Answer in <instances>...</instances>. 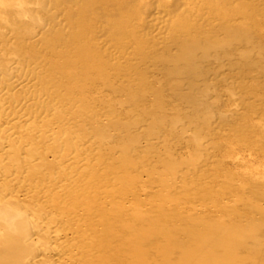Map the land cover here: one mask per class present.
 Here are the masks:
<instances>
[{
	"label": "bare ground",
	"instance_id": "6f19581e",
	"mask_svg": "<svg viewBox=\"0 0 264 264\" xmlns=\"http://www.w3.org/2000/svg\"><path fill=\"white\" fill-rule=\"evenodd\" d=\"M0 264H264V0H0Z\"/></svg>",
	"mask_w": 264,
	"mask_h": 264
},
{
	"label": "rangeland",
	"instance_id": "374dc122",
	"mask_svg": "<svg viewBox=\"0 0 264 264\" xmlns=\"http://www.w3.org/2000/svg\"><path fill=\"white\" fill-rule=\"evenodd\" d=\"M25 82H22V84H24ZM22 84H20V85H22ZM27 104H31V106H33L32 105V101H29ZM6 113L8 114L7 115V117L6 116H4L7 120H11V121H15V120H18V121H23V120H26V119H32V118H34L35 116H36V113H34L33 111H29V112H24L23 110H21V109H19V106L18 107H16V108H14L13 110H9V109H6L5 110V115H6ZM39 117H41V116H39ZM10 131H12V130H10ZM14 137H18V134H16V135H14ZM55 225L56 226H58V224L56 223V224H52V225H50V231H52L53 230V228H55ZM51 237H52V235H53V233L51 232ZM56 239L52 242V244L51 245H55L54 247L57 249V247L58 248H62V246H64V243H63V241H64V236H63V234H61V235H58L57 237H55ZM61 243H63V244H61ZM59 256H61V257H66V254L64 253V252H58V251H55V258L56 257H59Z\"/></svg>",
	"mask_w": 264,
	"mask_h": 264
}]
</instances>
